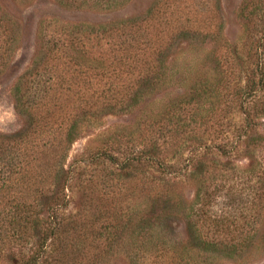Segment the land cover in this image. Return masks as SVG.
Wrapping results in <instances>:
<instances>
[{
    "label": "trees",
    "instance_id": "trees-1",
    "mask_svg": "<svg viewBox=\"0 0 264 264\" xmlns=\"http://www.w3.org/2000/svg\"><path fill=\"white\" fill-rule=\"evenodd\" d=\"M55 1L113 8L125 0ZM195 4L160 0L109 26L39 22L35 56L12 91L25 129L0 133V264H90L123 253L131 264H195L196 253L234 258L264 243V0H245L234 43L223 38L218 0L203 18ZM16 30L0 7V75ZM206 40L217 67L190 87L177 78L182 92L164 110L129 132L104 133L99 148L69 161L104 117L167 96L177 42ZM235 67L248 75L228 92ZM232 112L241 120L234 139L224 125ZM182 173L189 201L169 188Z\"/></svg>",
    "mask_w": 264,
    "mask_h": 264
},
{
    "label": "rangeland",
    "instance_id": "rangeland-1",
    "mask_svg": "<svg viewBox=\"0 0 264 264\" xmlns=\"http://www.w3.org/2000/svg\"><path fill=\"white\" fill-rule=\"evenodd\" d=\"M158 1L160 0H125L121 5L110 8L109 6H94L91 2L81 6H59L55 0H0L2 12L13 19L17 28V41L14 47L15 50L11 56L10 67L4 74L0 75V133L12 135L25 129L26 119L17 111L12 91L18 77L27 69L35 56L37 50L36 34L41 20L50 19L54 21L57 17L58 21L67 24L109 26L118 21L143 15ZM192 2L193 4L196 3L194 9L198 17L203 18L207 15L210 7L213 9L215 0H192ZM218 2L220 5L218 17L219 23L223 26L222 35L224 40L230 43L239 41L244 34L240 10L245 0H218ZM205 42L207 43L204 44ZM210 45L209 40L195 41L190 46L186 42H177L168 58L170 70H173L171 73L176 74V76L162 90L163 93L166 92L167 96L162 98L160 95L157 101L153 99L148 101L143 109H135L131 115H109L104 117L99 125L86 129L82 137L73 145L69 161L86 154L87 151L99 148L104 140V133L114 129H126V132H129L136 128L140 119L147 113L156 114L158 111L164 110L169 103L168 101L182 92L179 88L181 85L174 82L177 78L185 79L183 87H190L192 82L197 79L196 75L217 67L218 63L215 62L217 56H214L212 52V55H210ZM225 57L224 55L222 62L220 61V65L222 66H225ZM248 67L252 69V65ZM233 70L235 73L233 75L235 76L232 75L228 92L232 91L238 84L245 85L246 73L248 75V72H244L247 71L246 69L235 67ZM139 111L142 112L139 113ZM240 123L241 120L237 114L234 115L232 112L227 116L224 120V125L228 130L227 137L234 139L238 134L236 131L237 127L241 125ZM214 134L217 135V133ZM241 157L238 159L241 163H238H246L247 160ZM177 177H179L177 182L171 184L169 188H175V191L181 193L186 201L191 200L193 188L187 183L186 175L182 173V175H177ZM75 210V203H73L68 209V213H72ZM178 224L176 226L179 236L184 239V224L181 222H178ZM83 246L84 244L79 249L80 254L85 252L82 249ZM194 259L195 264H264V243L259 237L253 246L234 258L196 253ZM68 264L88 263H85L79 257L76 260H71ZM90 264L131 263L123 253L109 260L91 262Z\"/></svg>",
    "mask_w": 264,
    "mask_h": 264
}]
</instances>
